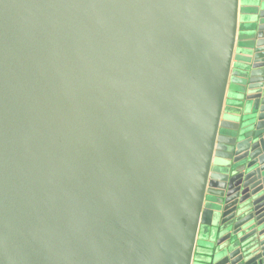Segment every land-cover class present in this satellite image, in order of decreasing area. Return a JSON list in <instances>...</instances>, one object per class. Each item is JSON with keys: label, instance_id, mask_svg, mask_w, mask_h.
Segmentation results:
<instances>
[{"label": "water", "instance_id": "95a60500", "mask_svg": "<svg viewBox=\"0 0 264 264\" xmlns=\"http://www.w3.org/2000/svg\"><path fill=\"white\" fill-rule=\"evenodd\" d=\"M0 264H264V0H0Z\"/></svg>", "mask_w": 264, "mask_h": 264}, {"label": "rangeland", "instance_id": "374dc122", "mask_svg": "<svg viewBox=\"0 0 264 264\" xmlns=\"http://www.w3.org/2000/svg\"><path fill=\"white\" fill-rule=\"evenodd\" d=\"M243 5H244V2L242 3V11H241V17H240V27H239V36H240V40H243L244 38V29H245V25H244V9H243ZM240 54H241V43H240V46H239V49H238V57H240ZM233 92H231V89H230V96H228V102L226 104V113H229L231 111V98L233 97ZM204 245V236H203V233L200 234V239L198 241V251H197V254L199 255V253L201 252V246L203 247ZM199 258V257H197Z\"/></svg>", "mask_w": 264, "mask_h": 264}, {"label": "flooded vegetation", "instance_id": "af4514ba", "mask_svg": "<svg viewBox=\"0 0 264 264\" xmlns=\"http://www.w3.org/2000/svg\"><path fill=\"white\" fill-rule=\"evenodd\" d=\"M208 197H209V195H208V193H206V199H205V202H207ZM200 234H201V232H200ZM199 239H200V236H199ZM199 239H198V241H199Z\"/></svg>", "mask_w": 264, "mask_h": 264}]
</instances>
